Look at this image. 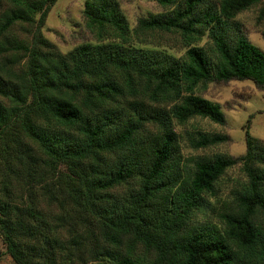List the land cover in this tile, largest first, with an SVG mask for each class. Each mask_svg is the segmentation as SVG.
<instances>
[{
	"label": "trees",
	"instance_id": "1",
	"mask_svg": "<svg viewBox=\"0 0 264 264\" xmlns=\"http://www.w3.org/2000/svg\"><path fill=\"white\" fill-rule=\"evenodd\" d=\"M4 1L0 157L8 144L27 139L44 165L71 164L74 180L54 187L39 179V189L52 202L64 193L96 230L69 233L68 247L49 209L40 207L42 197L30 192L20 201L0 192V237L13 262L264 264V141L246 125L241 155L199 156L186 173L173 130V122L193 117L224 122L218 104L195 92L201 84L248 79L264 89V51L234 24L239 12L256 6L262 19L264 1L155 0L163 10L131 27L115 0H83L95 41L64 53L40 32L55 0ZM17 24L32 26L28 41L6 35ZM150 31L178 32L182 55L134 46L133 38ZM203 36L205 45L194 44ZM227 140L198 133L188 142L200 148ZM236 164L244 180L221 202L217 222L195 219Z\"/></svg>",
	"mask_w": 264,
	"mask_h": 264
},
{
	"label": "rangeland",
	"instance_id": "2",
	"mask_svg": "<svg viewBox=\"0 0 264 264\" xmlns=\"http://www.w3.org/2000/svg\"><path fill=\"white\" fill-rule=\"evenodd\" d=\"M115 1L131 27L136 24L137 18L163 10L155 0ZM5 4L4 0H0V11ZM82 7L83 0H55L50 5L43 20L40 27L42 36L62 53L81 43L95 41L94 33L85 25ZM257 9L256 6L239 12L234 19V24L239 27L251 43L264 51V17L262 19L256 18ZM31 28L30 25L25 27L19 24L13 25L6 35L28 41ZM205 41L206 38L203 36L194 44L205 45ZM132 42L136 47L163 51L175 57L181 56L185 49L180 34L174 31L146 32L133 38ZM195 92L218 104L224 115V122L217 124L203 117L189 118L184 123L173 122V130L177 135L180 155L183 158L182 169L184 172L190 171L191 160L199 156L223 154L235 157L241 155L244 152V129L246 125L251 136L264 141V89L256 87L248 79H232L201 84ZM248 117L249 121L247 122ZM198 133L226 135L228 140L207 147L194 148L189 144L188 139L197 136ZM6 148H8L7 152L0 157V192H7V195L13 197L14 200L20 201H26V195L30 192H35L39 198L42 197L39 203L40 207L43 210L49 209L52 216L50 220L60 227V239L68 247H73L69 233L74 230L78 236L80 234L85 235V231L90 228L96 233L95 226L93 227L87 213L81 207L74 206L64 193L58 194V200L52 202L49 201L44 191L39 189V179L46 178V181L52 183L54 187L57 185L63 187L65 179L67 181L74 180L78 172L71 164L44 165L40 160L43 155L40 154L37 146L27 139L19 146L8 144ZM4 155L8 160L7 164ZM29 156L34 160L29 162ZM243 180L244 175L239 164L228 168L216 182V195L206 197L211 206L197 212L194 218L198 221L217 222V211L221 202L228 201L232 192L240 187ZM83 239L81 238V240ZM86 243L88 240L85 238L83 246H86ZM62 248L65 250L64 245ZM83 248L80 247L78 253L82 252L85 257ZM0 264H15L5 251L1 237ZM86 264H90V262Z\"/></svg>",
	"mask_w": 264,
	"mask_h": 264
}]
</instances>
